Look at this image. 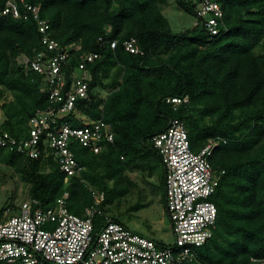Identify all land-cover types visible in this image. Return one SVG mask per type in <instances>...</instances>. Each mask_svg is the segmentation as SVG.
I'll use <instances>...</instances> for the list:
<instances>
[{
  "label": "trees",
  "instance_id": "1",
  "mask_svg": "<svg viewBox=\"0 0 264 264\" xmlns=\"http://www.w3.org/2000/svg\"><path fill=\"white\" fill-rule=\"evenodd\" d=\"M164 1L29 0L41 6L42 18L48 21L52 37L71 55L72 65L83 53L100 54L89 66L90 99L78 106L87 120L102 118L110 124L115 140L98 154L76 145V159L86 169L68 180L52 156L31 159L0 149V162L17 166L31 185L30 199L45 209L69 192L70 212L83 216L94 202V188L105 193L107 213L109 194L126 182V169L151 156L163 165L152 140L172 121L181 120L194 151L210 139L227 140L211 159L214 168L225 174L212 197L218 209L214 237L199 248L200 260L252 264V257L264 258V51L255 53L264 46V0H225V28L217 36L195 26L175 34L162 13ZM176 1L194 15L186 0ZM6 2L0 0V99L3 88L16 98L0 105L7 117L0 134L7 132L20 140L29 135L30 119L51 103L43 91V77L18 62L22 55L33 59L43 50L38 24L2 15ZM131 37L138 39L142 54L125 50L123 43ZM100 38L105 39L104 45ZM114 40L118 43L112 49ZM113 68L121 70L122 82L104 83L103 77ZM99 85L108 92L106 99L93 93ZM207 117L211 124H202ZM88 154L95 157L90 164ZM95 222L99 228L104 219Z\"/></svg>",
  "mask_w": 264,
  "mask_h": 264
},
{
  "label": "built area",
  "instance_id": "2",
  "mask_svg": "<svg viewBox=\"0 0 264 264\" xmlns=\"http://www.w3.org/2000/svg\"><path fill=\"white\" fill-rule=\"evenodd\" d=\"M224 1L186 0L194 10L195 27L210 36L219 35L225 28ZM41 10L29 0H7L1 11L2 15L38 24L43 50L33 59L22 55L18 62L43 77V91L49 94L51 105L30 119L27 138L19 140L1 133L0 149L23 153L31 159L52 156L68 180L86 169L76 159V145L98 154L114 143L115 135L110 124L102 118L87 120L78 106L90 99L89 66L100 54L83 53L72 65L71 55L52 37ZM99 42L106 43L103 38ZM117 43L111 41V48L115 49ZM123 45L132 54H142L137 38L126 39ZM169 101L182 103L180 99ZM152 142L165 170V203L175 236L173 244H163L113 220L103 208L105 193L91 188L94 202L83 216L70 212L69 192L48 209L30 198L15 210L6 209L0 214V263L204 264L198 251L214 237L218 209L212 197L225 174L214 168L211 159L227 140L210 139L200 151H194L186 124L174 120ZM96 218L104 219L99 228ZM250 262L264 264V258L252 257Z\"/></svg>",
  "mask_w": 264,
  "mask_h": 264
},
{
  "label": "rangeland",
  "instance_id": "3",
  "mask_svg": "<svg viewBox=\"0 0 264 264\" xmlns=\"http://www.w3.org/2000/svg\"><path fill=\"white\" fill-rule=\"evenodd\" d=\"M161 5L162 13L168 19L172 31L175 34H181L188 30H192L196 23V18L194 15L186 12L185 10L181 9L176 0H166V3ZM264 51V46L261 48L256 49L255 53H262ZM104 83H111L112 80H115L116 83L122 82V74L119 68H113L109 70L108 76L103 77ZM4 95L0 99V105L6 103L15 102V95L13 92L3 88ZM106 89L102 88V86H98L93 93L98 95L101 99H106L108 97V92L105 91ZM6 108H0V125L7 119L6 117ZM196 118H199L200 113H194ZM131 116V115H128ZM202 124H211L210 117H207L204 120H201ZM143 127H147V123L143 122ZM29 125V122H28ZM141 128V127H140ZM95 159L93 154H88L87 162L89 164L93 162ZM2 161V160H0ZM158 160L156 156H151L145 163H137L136 168H128L125 170L127 180L125 183H122L120 187H116L115 191L112 195L109 194V200L106 203L105 209L109 217H116L119 218V222L127 223L130 226H138L141 228L144 226L148 230L153 231H161V229H157L158 227L154 224L149 223V220H146V214H134L131 210L133 206L137 205L139 200H137V195L126 193V189H130L131 186H136L137 188L147 187L148 183H145V179L149 180L150 183L154 184L152 188L147 187L149 190H153L154 199H158L157 197H161L164 194L166 198V186H165V172L160 165L157 166ZM162 165V164H161ZM163 167V165H162ZM48 170V169H46ZM153 174V178L148 179L149 173ZM162 177L164 181L162 184L159 185L158 177ZM144 178V179H143ZM133 186V187H134ZM31 185L27 183L23 177L22 173L17 170V166H9L6 163L0 162V211L5 209L7 206L12 210L17 209L21 203L24 201L29 200V190ZM92 187V186H91ZM110 189H113V184L111 183L109 186ZM99 189V188H97ZM127 189V190H128ZM131 191V190H130ZM125 192V193H124ZM146 192V191H144ZM152 195V197H153ZM142 205H145L146 199L142 197L140 201ZM14 212V211H11ZM139 215V217H138ZM154 215V213H153ZM157 215V213H156ZM168 220L171 222L170 217L168 215ZM123 223V224H124ZM125 225V224H124ZM168 228V227H167ZM162 235V242L163 244H173L175 242V236L172 229L166 230L164 229Z\"/></svg>",
  "mask_w": 264,
  "mask_h": 264
},
{
  "label": "crops",
  "instance_id": "4",
  "mask_svg": "<svg viewBox=\"0 0 264 264\" xmlns=\"http://www.w3.org/2000/svg\"><path fill=\"white\" fill-rule=\"evenodd\" d=\"M177 2V1H176ZM164 3H166V0L164 1ZM162 6H164L162 4ZM164 15V14H163ZM160 165L162 168V172H163V167L160 163V161L158 160L157 166ZM149 173V172H148ZM126 175V173H125ZM152 179L153 178V174L149 173V177L148 179ZM144 179V178H143ZM159 180H163V178L160 176L158 177V183L159 185L162 184V181ZM145 183H148L147 187L152 188L151 184L149 182V180L145 179ZM154 185V184H152ZM134 186V185H133ZM131 186L130 189H128V193L137 195V200H139L138 204L133 206V208H131L130 211H132L134 214H146V216L149 217H145L146 220H149L151 224L156 225L158 228L157 229H161V231H153V230H148L146 229L144 226H142L141 228H139L138 226H130L127 223H124L128 228H130L131 230L144 235L146 237L155 239L157 241L162 240V235H163V230H170L171 229V222H169L168 220V213H167V209H166V203H165V196L164 194L161 195V197H157L158 199H154V195H153V190H148L147 187H143L142 188H137L136 186ZM131 190V191H130ZM146 191V192H144ZM153 195V197H152ZM142 197H144V199H146V203L145 205L141 204V200ZM154 213V215H153ZM157 213V215H156ZM139 217V215H138ZM112 219H116L119 221V218H117V216L112 217ZM168 227V228H167Z\"/></svg>",
  "mask_w": 264,
  "mask_h": 264
}]
</instances>
